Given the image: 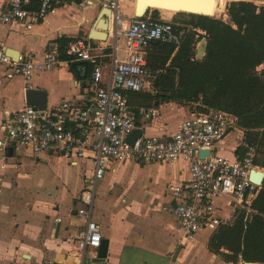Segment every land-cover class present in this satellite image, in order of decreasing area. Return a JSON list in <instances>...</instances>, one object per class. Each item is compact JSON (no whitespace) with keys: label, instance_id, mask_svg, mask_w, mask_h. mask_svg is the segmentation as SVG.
Listing matches in <instances>:
<instances>
[{"label":"crops","instance_id":"obj_1","mask_svg":"<svg viewBox=\"0 0 264 264\" xmlns=\"http://www.w3.org/2000/svg\"><path fill=\"white\" fill-rule=\"evenodd\" d=\"M10 1L0 0V42L9 54L14 58L25 54L41 60L54 44L59 46L61 54L60 62L52 70L35 72L30 89L23 76L9 79L6 77L7 67L0 65V121L7 111L16 112L29 105V90H41L47 94L46 108L56 109L65 100L89 103L93 97L89 85L92 65L72 61L64 51L66 42L82 38L93 46L104 47L109 61L115 52L119 58L125 57L123 27L136 14V0L131 2L132 5L119 0L126 22L123 27H111L106 40L92 37L95 24L102 20L101 0L91 5L65 0L56 4L46 19L31 30H26L19 23L3 22L1 14L9 8ZM232 1L237 0H225V7ZM247 1L264 5V0ZM110 20L112 23L111 16ZM198 45L196 58L201 59ZM117 46L118 51H115ZM143 92L153 94L152 89ZM127 99L137 112L138 128L146 136H171L194 110L177 102L154 101L147 106L142 100H139L141 103H133L130 96ZM141 107H157L160 116L143 122L138 114ZM234 131L237 132L235 137ZM234 131L217 144L215 151L229 157L239 155L237 149L245 141L240 130ZM21 155L34 160L29 167ZM43 165L60 170L62 181L58 185L46 184L45 181L36 185L34 173ZM89 169L90 164L85 160L72 165L51 153L33 155L16 147L0 148V264L77 260L72 242L83 226L78 216L79 198L83 178ZM137 173L145 175L139 183L132 176ZM188 179L189 163L184 160L151 164L114 163L98 183L94 206V220L101 226L103 240L109 241L107 257L100 261V248L91 249L86 254V264H234L209 249L214 234L210 230L200 232L192 243H179L178 221L172 211L175 202L168 187L171 183ZM58 218L61 221H57ZM205 232L209 237L201 243L200 235Z\"/></svg>","mask_w":264,"mask_h":264},{"label":"built area","instance_id":"obj_2","mask_svg":"<svg viewBox=\"0 0 264 264\" xmlns=\"http://www.w3.org/2000/svg\"><path fill=\"white\" fill-rule=\"evenodd\" d=\"M63 1L11 0L1 18L6 24L19 23L31 30ZM77 1L91 5L97 0ZM101 4L112 11V27H123L126 16L120 1L101 0ZM181 26L172 20L135 14L123 27L125 57L119 58L115 52L110 61L104 47L93 46L82 38L69 40L65 54L72 61L92 65L89 83L92 100L87 104L65 100L56 109L28 105L16 112L7 111L0 121V148L16 147L33 155L51 153L72 165L81 160L90 164L79 198L78 216L83 226L72 242L77 260H49L47 264H86L87 252L101 247L103 235L100 224L94 220V206L98 183L114 163L178 160L189 163V179L168 187L175 202L172 211L178 221V241L183 245L194 242L202 231L214 233L222 225L233 224L241 213L247 217L258 213L253 203L262 185L250 178L251 171L264 170L255 164L257 147L243 142L245 154L233 157L215 151L231 131L240 130L235 114L217 108L193 110L169 137L142 135L133 144L127 141L138 125L137 112L129 104L126 93L154 87L158 72L148 66L152 45L163 42L179 48L186 37ZM195 30L199 44L208 35L204 30ZM60 54L59 46L54 44L44 59L25 54L14 58L0 42V65L7 67L6 77L23 76L28 89L35 72L52 70L60 62ZM138 114L143 122L160 116L157 107H141ZM204 150L210 153L202 156Z\"/></svg>","mask_w":264,"mask_h":264},{"label":"trees","instance_id":"obj_3","mask_svg":"<svg viewBox=\"0 0 264 264\" xmlns=\"http://www.w3.org/2000/svg\"><path fill=\"white\" fill-rule=\"evenodd\" d=\"M160 12L150 9L146 15L158 18ZM177 14L189 19L181 26L186 30L181 46L156 42L148 55L149 68L158 72L153 94L127 92V98L133 103L142 100L147 106L154 101L177 102L192 110L217 108L235 114L245 131V143L257 147L255 164L264 168V68L259 70L264 64V5L232 1L227 6V21ZM195 29L208 35L201 59L196 58L199 39ZM245 152L243 145L237 149L239 155ZM253 208L257 214L247 219L241 213L233 224L220 226L212 235L209 249L226 262L264 263V182Z\"/></svg>","mask_w":264,"mask_h":264},{"label":"water","instance_id":"obj_4","mask_svg":"<svg viewBox=\"0 0 264 264\" xmlns=\"http://www.w3.org/2000/svg\"><path fill=\"white\" fill-rule=\"evenodd\" d=\"M150 9H159L164 11H176L184 12L188 14H197V15H207L214 16L212 13V6L208 3H204V0H136V8L135 13L137 15L146 14V12ZM112 14L111 9L103 7L101 16L102 20L97 22L94 27V32L92 37L98 38L99 40L107 39V32L111 29L112 23L110 20V16ZM207 49V38H203L198 45V54L200 58H202ZM83 63H87L86 61H82ZM79 62V63H82ZM78 63L74 64L76 66ZM28 104L31 106H35L38 108L45 109L47 107V94L41 90H29L27 94ZM143 130L141 128H136L133 132L129 134L127 137V141L130 143H134L138 138L142 137ZM210 153L209 150L202 151V156L208 155ZM251 180H253L256 184L262 185L264 182V170L263 171H251L250 175ZM108 245L109 241L104 239L102 241L101 247L99 249V257L98 260L104 261L107 257L108 253ZM177 255V254H176ZM243 264H264L260 262H248L245 261Z\"/></svg>","mask_w":264,"mask_h":264},{"label":"rangeland","instance_id":"obj_5","mask_svg":"<svg viewBox=\"0 0 264 264\" xmlns=\"http://www.w3.org/2000/svg\"><path fill=\"white\" fill-rule=\"evenodd\" d=\"M134 0H124V4L127 5H132L131 2H133ZM229 4V3H228ZM220 8V9H219ZM227 14V6L225 7V0L223 2H221L219 4L218 7V11L216 12V14L214 15L215 17L224 19V20H228V16L226 17L225 15ZM158 18H163L165 20H172L173 22H179V23H184L186 22L188 19L187 16L181 15V14H172V13H163L162 11L160 12V15L156 16ZM264 68V64L262 66L259 67V70H262ZM241 131L243 133V138L245 140V131L244 129H241ZM237 132L234 131L233 135L234 137L236 136ZM21 157H25V155H21ZM25 162L24 164L26 165V167H29L31 165V163L34 161L31 158H27L25 157ZM36 162V161H35ZM63 174H65V172H63ZM135 177V180H137L136 182H141L142 180H144L145 175H143V173L141 175H138V173L136 175H132ZM34 177H35V183L37 185V183H40L41 181H45L46 184H55L58 185L61 181V175H60V170L59 169H55V167L51 166V165H43L42 167L39 168L38 171H35L34 173ZM178 233V232H177ZM209 237V233L205 232L203 233V235H200L199 241L201 243H203V241H205V239ZM192 258V257H191ZM237 264H243V262H238Z\"/></svg>","mask_w":264,"mask_h":264},{"label":"bare ground","instance_id":"obj_6","mask_svg":"<svg viewBox=\"0 0 264 264\" xmlns=\"http://www.w3.org/2000/svg\"><path fill=\"white\" fill-rule=\"evenodd\" d=\"M221 2H223V0H204V3H208L212 6V13L214 14H216V12L218 11V7ZM161 11L163 13H172V14L177 13L176 11H164V10H161ZM140 15H144V14L142 13Z\"/></svg>","mask_w":264,"mask_h":264}]
</instances>
